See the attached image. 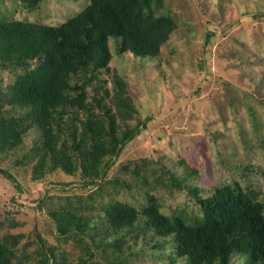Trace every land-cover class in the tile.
I'll list each match as a JSON object with an SVG mask.
<instances>
[{
	"label": "rangeland",
	"instance_id": "rangeland-1",
	"mask_svg": "<svg viewBox=\"0 0 264 264\" xmlns=\"http://www.w3.org/2000/svg\"><path fill=\"white\" fill-rule=\"evenodd\" d=\"M88 2L0 0V19L58 24ZM159 11L177 22L160 55L120 53L122 40L112 36L110 68L87 85V103L93 109L95 96L103 100L118 135L146 120L95 185H85L74 139L87 142L80 123L104 109L81 110L75 120L56 115L57 157L68 156L74 172L48 159L34 179L47 152L44 133L29 110L9 103L21 70L0 67V123L15 120L19 130L8 141L14 148L0 144V168L23 188L0 172V251L10 264H187L174 239L155 235L141 215L133 228L109 230L105 209L119 202L141 211L153 195L165 214L194 221L200 198L236 183L264 205V0H163ZM67 212L81 229L59 230Z\"/></svg>",
	"mask_w": 264,
	"mask_h": 264
},
{
	"label": "trees",
	"instance_id": "trees-1",
	"mask_svg": "<svg viewBox=\"0 0 264 264\" xmlns=\"http://www.w3.org/2000/svg\"><path fill=\"white\" fill-rule=\"evenodd\" d=\"M34 6L42 0H22ZM163 0H89L77 15L58 24L0 19V67L21 70L8 87L9 103L29 110L44 133L45 150L39 164L45 173L44 161L60 160L63 168L73 173L68 156L57 157L55 131L56 115L75 120L81 110L104 109L102 118H91L80 125L89 140L74 139L75 151L83 154L82 177L95 185L103 180L119 159L124 147L146 126V120L127 128L118 135L115 115L95 96L94 108L87 103V85L94 83L110 68L112 53L110 38H120V53L131 52L138 57L156 58L162 46L177 28L171 14L161 13ZM119 90H124L120 81ZM1 100V98H0ZM73 113V114H72ZM17 121L0 123V144L12 149L19 130ZM4 126V127H3ZM14 139L12 142L9 140ZM110 156L104 166L102 159ZM58 158V159H57ZM0 172L21 191L22 185L9 170ZM202 216L194 221L161 211L157 198L150 196L149 204L139 211L126 203H114L105 209L109 230L133 228L143 217L145 224L161 238L172 237L176 251L187 264H264V205L240 184L216 187L210 196L199 199ZM54 218H57L55 216ZM65 226L59 230L81 229L69 212L64 214ZM95 257V255H92ZM0 264H10L8 251H0ZM94 264V263H93ZM95 264H102L98 262Z\"/></svg>",
	"mask_w": 264,
	"mask_h": 264
}]
</instances>
